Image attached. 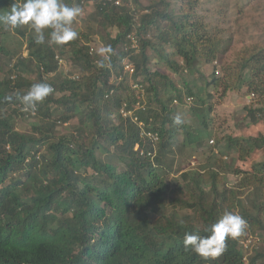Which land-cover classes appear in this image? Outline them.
Masks as SVG:
<instances>
[{
    "label": "trees",
    "instance_id": "16d2710c",
    "mask_svg": "<svg viewBox=\"0 0 264 264\" xmlns=\"http://www.w3.org/2000/svg\"><path fill=\"white\" fill-rule=\"evenodd\" d=\"M89 1L62 0L79 7ZM91 1V17L116 30L101 37L104 48H111L105 56L94 51L87 34L66 45H49L51 30L46 29L45 43L38 45L27 26L6 30L0 25V65L7 68L5 77L0 72V264H264V203L259 201L264 199V160L251 169L237 167L239 182L233 187L219 188L217 165L174 175L169 155L176 153L180 131L184 142L199 146L203 135L192 134L186 122L175 123L173 105L188 104L185 98L193 95L199 105L190 109L204 127L213 105L194 92L191 81L182 80L184 92L149 65L150 49L176 74H193L197 62L214 63L206 85L218 83L225 94L247 86L251 98L257 95L245 106L249 126H256L264 124V47H247L219 77L217 59L226 51L219 36L208 31L199 0L140 5L134 0L136 6L131 0ZM15 2L0 0V15ZM13 36L26 39V56L10 50ZM67 55L84 71L79 79L59 73L57 56ZM126 59L135 67L133 74ZM101 60L106 67L97 66ZM36 83L51 85L53 92L33 112L17 96ZM137 93L147 94L146 99ZM18 118L38 123L19 131ZM74 118L73 131L58 129ZM222 138L221 149L236 152L243 162L264 149V130L257 137ZM252 191L258 201L247 206L244 195ZM226 212L242 216L247 227L226 241L219 258L205 260L184 250L186 234L208 236ZM249 237H256L255 250L246 258Z\"/></svg>",
    "mask_w": 264,
    "mask_h": 264
},
{
    "label": "rangeland",
    "instance_id": "374dc122",
    "mask_svg": "<svg viewBox=\"0 0 264 264\" xmlns=\"http://www.w3.org/2000/svg\"><path fill=\"white\" fill-rule=\"evenodd\" d=\"M152 1L138 0V3L139 5L149 4ZM131 3L134 6L138 4L134 0H131ZM175 5L178 8L179 4ZM94 11L95 2L90 0L83 15L78 17L71 27L78 33L79 37L80 34L89 35V44L99 54V49L104 48V42L101 37L107 33L114 35L116 30L110 27L105 29L104 26L99 25L91 17ZM198 11L203 16L208 31L211 33L215 32L219 36L223 50L226 51L224 54L221 52L217 59L216 65L219 69L217 76L221 77L223 75V67L235 61L239 57V54L245 51L247 47H264V0H199ZM155 43L158 46L157 42ZM10 45V50L19 49V51L23 52V55L28 53L26 39L13 36ZM168 50L169 54H171L172 48L169 47ZM149 52V65L151 69L159 68L162 73L168 74L179 89L184 92H186V86H184L182 80L185 78L191 81L189 85L194 92L198 95L204 94L205 98L212 102L213 105V110L210 115L211 122L208 124V127H204L190 109L192 106L199 105L197 98L193 95H190V97H193L192 103L185 104L179 100V104L173 105L174 115L179 116L182 122H186L189 131L194 135H203L202 145L199 146L196 142H184V133L182 130L180 131L176 145V153L169 155L170 163H173V174L179 177L181 172L188 171L193 175L197 171L204 172L212 167V165H217L221 171L219 188L235 186L239 182V176L235 172L236 168L251 169L254 162L264 160V149L256 150L247 161L243 162L238 159L236 152L227 153L224 152V149H221V145L224 146L226 142L222 137L226 134L234 135L236 133H241L244 136L257 137L259 132L264 130L263 123L256 126H249L246 116L245 106L251 102L254 103L257 95L256 98H251L247 92L248 87L244 85L240 89L230 91L226 94L223 93L222 87L219 88L218 83L207 86L206 81L210 80V75L215 69L214 63L202 64L197 62L196 72L193 74H176L175 71L168 69L166 64V66L161 64V56L159 53L153 52L152 49ZM100 56H105V54ZM170 56L175 61L182 62L177 55ZM0 72L1 76L5 77L7 68L0 65ZM82 72L84 71L75 68L68 55L67 59H64L60 63L59 73H62L65 79L73 78L75 75L79 76ZM53 75L54 73H52ZM132 80L134 79H130L128 82L132 83ZM193 81L197 82V86L192 83ZM137 94L142 99H146L147 97V94ZM209 94L212 97L209 98ZM257 103L258 101L255 104ZM36 123H38L37 118H28L27 120L18 118L16 119V128L19 131H30L32 125ZM77 123L78 118H74L70 123L60 125L58 129L62 132H70L74 130ZM211 139H214L215 143H210ZM218 142H220V145ZM239 197L241 198L242 195ZM244 201L247 206H251L252 203L258 201L256 200L255 191H252L250 195H244ZM259 201L264 203V199H260ZM247 241H249L248 247L243 248L244 254L247 255L246 258L255 250L252 247L255 244L256 237H249Z\"/></svg>",
    "mask_w": 264,
    "mask_h": 264
},
{
    "label": "clouds",
    "instance_id": "9594fccd",
    "mask_svg": "<svg viewBox=\"0 0 264 264\" xmlns=\"http://www.w3.org/2000/svg\"><path fill=\"white\" fill-rule=\"evenodd\" d=\"M81 15V7L68 6L62 0H16L9 12L0 15V25H3L6 30H15L27 26L29 30L33 31L34 41L38 45L45 43L44 32L46 29H50L48 44L62 46L77 38L78 33L71 26ZM109 52H111L110 47L99 49L100 55ZM126 62L129 64L127 59ZM97 66L103 68L107 65L104 60H101L97 63ZM127 71L129 74H133L135 67L133 72ZM133 85L135 88L139 87L138 84ZM52 92L51 85L36 83L32 85L26 94L18 95L17 98L21 100L25 110L31 109L34 112L37 104L43 102ZM5 99L11 101L12 96H6ZM175 101L177 102V100ZM184 101L192 103V97L188 96ZM174 122L179 124L182 121L177 116ZM139 125L143 126L144 123L139 122ZM210 143H215V140L211 139ZM219 152L221 151L219 150ZM246 227L247 222L242 216L233 212H226L210 226L208 236L201 237L199 234H186L183 240L184 250L193 251L205 260H215L226 250V241L229 238H238Z\"/></svg>",
    "mask_w": 264,
    "mask_h": 264
},
{
    "label": "built area",
    "instance_id": "2783aa9c",
    "mask_svg": "<svg viewBox=\"0 0 264 264\" xmlns=\"http://www.w3.org/2000/svg\"><path fill=\"white\" fill-rule=\"evenodd\" d=\"M120 2H121V0H115V3L116 4H120ZM86 8H87V5H85L84 7H81V9H82V15H83V13L85 12V10H86ZM81 15V16H82ZM80 16V17H81ZM130 39H131V46L133 47V48H138V42H137V39L135 38V37H130ZM57 59L59 60V63H62L63 62V58L61 57V56H57ZM126 69L127 70H130L131 72H133L134 71V67H133V65L132 64H126ZM80 78V75L79 76H74L73 77V79H79ZM124 114L126 115L127 113L126 112H124ZM248 245L246 244V247H247Z\"/></svg>",
    "mask_w": 264,
    "mask_h": 264
}]
</instances>
